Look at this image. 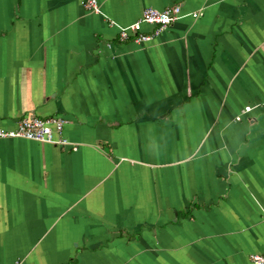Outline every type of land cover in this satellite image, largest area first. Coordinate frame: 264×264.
<instances>
[{"label":"crops","instance_id":"0c3cea01","mask_svg":"<svg viewBox=\"0 0 264 264\" xmlns=\"http://www.w3.org/2000/svg\"><path fill=\"white\" fill-rule=\"evenodd\" d=\"M82 1L0 0V125L58 115L68 142L0 138V264H252L264 0Z\"/></svg>","mask_w":264,"mask_h":264},{"label":"built area","instance_id":"2783aa9c","mask_svg":"<svg viewBox=\"0 0 264 264\" xmlns=\"http://www.w3.org/2000/svg\"><path fill=\"white\" fill-rule=\"evenodd\" d=\"M81 3L86 10L100 12L96 0H83ZM179 17H181L179 4L161 10L152 7L144 8L136 21L120 27L117 34L118 40L133 43L148 42ZM144 25L151 26V31L144 32L142 30ZM249 110L250 107L246 106L242 112L245 113ZM236 119H240V116H237ZM65 123L66 119L58 115L47 117L27 115L17 120L13 128L7 129L0 125V138H22L65 145L68 142L61 136ZM249 259L252 264H264V252L253 253Z\"/></svg>","mask_w":264,"mask_h":264}]
</instances>
